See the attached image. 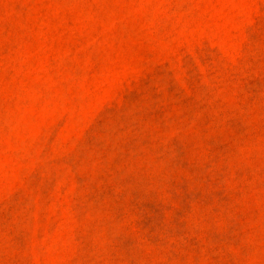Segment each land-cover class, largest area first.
Instances as JSON below:
<instances>
[{
    "label": "rangeland",
    "instance_id": "374dc122",
    "mask_svg": "<svg viewBox=\"0 0 264 264\" xmlns=\"http://www.w3.org/2000/svg\"><path fill=\"white\" fill-rule=\"evenodd\" d=\"M0 264H264V0H0Z\"/></svg>",
    "mask_w": 264,
    "mask_h": 264
}]
</instances>
